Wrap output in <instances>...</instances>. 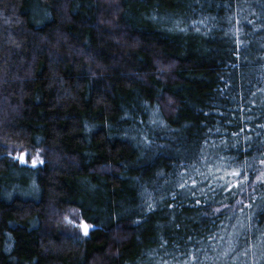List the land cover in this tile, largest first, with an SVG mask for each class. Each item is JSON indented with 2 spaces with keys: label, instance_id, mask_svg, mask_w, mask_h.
Here are the masks:
<instances>
[{
  "label": "trees",
  "instance_id": "obj_1",
  "mask_svg": "<svg viewBox=\"0 0 264 264\" xmlns=\"http://www.w3.org/2000/svg\"><path fill=\"white\" fill-rule=\"evenodd\" d=\"M262 160L264 0H0V264H264Z\"/></svg>",
  "mask_w": 264,
  "mask_h": 264
},
{
  "label": "rangeland",
  "instance_id": "obj_2",
  "mask_svg": "<svg viewBox=\"0 0 264 264\" xmlns=\"http://www.w3.org/2000/svg\"><path fill=\"white\" fill-rule=\"evenodd\" d=\"M21 154L23 155L24 161H29L31 163L35 162V164H37L39 161H41L40 154L37 152L36 153L35 152H28V153L22 152V153H17L13 156H14V158L15 157L18 158ZM23 195H26V194H23ZM229 247H230V245H227L222 249V252H221L222 255H228L229 254V252H230ZM240 257H242V258H240ZM239 260H242L243 262L248 261L247 254L241 253L240 256H239V254H235L234 256L230 257V259H229V262H231V263H227V264H235V263L236 264H243V263L239 262ZM220 264H222V263H220Z\"/></svg>",
  "mask_w": 264,
  "mask_h": 264
},
{
  "label": "snow or ice",
  "instance_id": "obj_3",
  "mask_svg": "<svg viewBox=\"0 0 264 264\" xmlns=\"http://www.w3.org/2000/svg\"><path fill=\"white\" fill-rule=\"evenodd\" d=\"M20 159L23 160V156H21ZM261 163L264 164V160H262ZM231 175L238 176L239 175V172H233V173H231ZM193 183H195V181H193ZM180 187L183 188L184 185L181 184ZM74 227H81L82 228V231H83V233L85 235H87L88 234V231L90 230L89 226L86 223H83V222H81V225H74Z\"/></svg>",
  "mask_w": 264,
  "mask_h": 264
},
{
  "label": "water",
  "instance_id": "obj_4",
  "mask_svg": "<svg viewBox=\"0 0 264 264\" xmlns=\"http://www.w3.org/2000/svg\"><path fill=\"white\" fill-rule=\"evenodd\" d=\"M21 156H23L22 154L17 158V157H15L16 159H19V161L21 162V163H24L25 161L24 160H22V159H20V157ZM34 166L36 165L35 163H32ZM83 223H85V222H83ZM80 225H81V223H80ZM81 230H82V228H81ZM82 233H83V231H82Z\"/></svg>",
  "mask_w": 264,
  "mask_h": 264
}]
</instances>
